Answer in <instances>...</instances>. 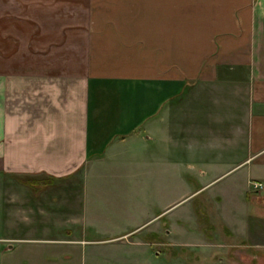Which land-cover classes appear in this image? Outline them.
<instances>
[{
    "label": "crops",
    "instance_id": "0c3cea01",
    "mask_svg": "<svg viewBox=\"0 0 264 264\" xmlns=\"http://www.w3.org/2000/svg\"><path fill=\"white\" fill-rule=\"evenodd\" d=\"M203 14L209 26L187 28V19ZM188 143L195 163L182 168L200 179L196 193L224 204L225 190L238 186V204L244 213L253 206L264 226V189L251 187L264 185V0H0V191L7 201L28 195L33 181L53 192H89L102 179L132 178L141 161L164 187L172 157ZM231 220L232 233H250ZM134 225L99 232L98 240L61 241L133 239ZM165 230L159 222L152 235ZM8 239L0 236L1 250L16 249ZM254 246L264 250V242Z\"/></svg>",
    "mask_w": 264,
    "mask_h": 264
},
{
    "label": "rangeland",
    "instance_id": "374dc122",
    "mask_svg": "<svg viewBox=\"0 0 264 264\" xmlns=\"http://www.w3.org/2000/svg\"><path fill=\"white\" fill-rule=\"evenodd\" d=\"M206 17L203 14V18L196 15L187 19V28L195 27L192 23L196 21L209 26L206 21L211 19ZM204 129L209 135V129ZM194 148L188 143L186 152L184 146L172 157L164 187L156 168L141 161L132 178L116 175L102 179L89 192H53L34 181L27 183L28 195L12 193L10 201L0 191V236L11 238L10 244L16 245L11 251L0 249V264H264V250L254 246L264 242V226L257 225L253 206L244 213L245 208L238 204L240 188L225 190L223 204L210 192L196 193L200 179L193 171L183 172L185 161L195 163L190 162ZM210 158L207 155L206 165L211 163ZM202 162L205 160L197 159L196 164L204 165ZM216 201L222 204L218 206ZM158 219L167 230L155 239L152 229ZM228 219L234 220L236 229H249L250 233L246 232V237L232 233L226 225ZM169 222L170 236L166 233ZM94 223L96 228L92 227ZM131 224L139 227L133 239L141 242H133L130 234L128 239L120 237L102 245L61 241L75 237L98 240L104 237L99 232L123 229L125 233ZM56 239L60 240L53 241ZM67 252L72 254L70 262L62 256Z\"/></svg>",
    "mask_w": 264,
    "mask_h": 264
},
{
    "label": "built area",
    "instance_id": "2783aa9c",
    "mask_svg": "<svg viewBox=\"0 0 264 264\" xmlns=\"http://www.w3.org/2000/svg\"><path fill=\"white\" fill-rule=\"evenodd\" d=\"M251 187H252V190L255 192L262 191L264 189V185L260 182H252Z\"/></svg>",
    "mask_w": 264,
    "mask_h": 264
}]
</instances>
